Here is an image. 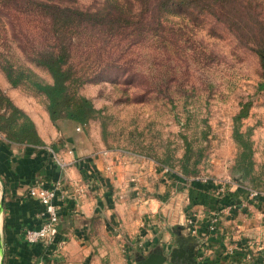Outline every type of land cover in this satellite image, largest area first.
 <instances>
[{"label": "crops", "instance_id": "crops-1", "mask_svg": "<svg viewBox=\"0 0 264 264\" xmlns=\"http://www.w3.org/2000/svg\"><path fill=\"white\" fill-rule=\"evenodd\" d=\"M17 106L43 143L0 134V264H136L155 245L169 251L171 228L187 233L182 222L189 214L198 230L196 255L205 253V264H264V196L252 197L236 182L217 194L214 179L192 181L150 159L83 149L75 121L53 124L47 112L39 117ZM57 180L56 232L47 243H30L25 230L44 218L28 188ZM75 183L84 188L78 200ZM62 191L69 197L61 198ZM229 204L235 206L227 211Z\"/></svg>", "mask_w": 264, "mask_h": 264}, {"label": "rangeland", "instance_id": "rangeland-1", "mask_svg": "<svg viewBox=\"0 0 264 264\" xmlns=\"http://www.w3.org/2000/svg\"><path fill=\"white\" fill-rule=\"evenodd\" d=\"M102 1L77 0V4L94 8ZM252 3V12L263 15L264 0ZM190 26L194 53L185 57L184 73L179 72L183 66L175 53L169 54L176 63L173 74L174 64L146 62L147 49L142 46L128 55L132 66L127 71L114 66L96 71L88 63L83 68L80 62L89 78L75 91L91 100L96 113L85 125L76 122L78 144L86 150L150 159L185 177L211 176L234 183L240 149L232 138L233 116L241 102L251 100L241 129L250 132L254 165L250 176L241 181L264 193L262 65L257 54L213 16L203 14L198 24ZM11 61L30 67L44 81L51 80L44 68L26 62L20 52ZM150 86L154 91L147 92ZM0 87L14 103L39 117L45 115L43 96L28 84L11 86L1 69ZM173 237L171 231V245H175Z\"/></svg>", "mask_w": 264, "mask_h": 264}, {"label": "trees", "instance_id": "trees-1", "mask_svg": "<svg viewBox=\"0 0 264 264\" xmlns=\"http://www.w3.org/2000/svg\"><path fill=\"white\" fill-rule=\"evenodd\" d=\"M252 2L103 0L94 8H84L77 0H0V46L4 48L0 49V69L11 86L28 84L43 96L53 124L70 119L85 125L96 109L89 98L75 91L89 78L78 66L80 62L83 68L88 63L96 71L113 66L127 71L132 66L128 55L142 46L151 66L174 64L175 74L176 63L169 59L175 53V60L183 66L179 72L184 73L185 57L194 53L190 25L198 24L203 14L228 25L237 40L257 54L264 74V14H254ZM16 52L25 55L26 62L44 68L51 80L44 81L30 67L13 63ZM152 91L150 86L147 92ZM251 103H240L232 128V138L240 149L233 178L248 188L241 180L250 176L254 161L250 132L243 131L241 123ZM0 134L16 143H43L33 120L1 87Z\"/></svg>", "mask_w": 264, "mask_h": 264}, {"label": "built area", "instance_id": "built-area-1", "mask_svg": "<svg viewBox=\"0 0 264 264\" xmlns=\"http://www.w3.org/2000/svg\"><path fill=\"white\" fill-rule=\"evenodd\" d=\"M78 129V127H76ZM102 153L104 155H107L109 153V150H102ZM164 172H171L172 169L168 166L162 165ZM107 170H110V167H106ZM192 181H207L209 179L213 180L218 183V187L216 189V193L220 194L223 193L227 186L231 184L229 181H219L211 176H191L188 177ZM61 188V183L59 180L55 181L51 187H44L42 185H35L28 188V194L31 197H35L43 206L42 215H43V221L37 228H27L25 230V239L26 241L30 243H36V242H43L47 243L50 240L53 239V236L56 232V225L58 223L59 218V209L60 204H57L54 202V199L57 197V193ZM74 194H72V197L75 198V200H78L83 194H84V188L78 184L75 183V189ZM61 198H68L69 195H66L65 191L61 192ZM249 195L252 197H259L264 196L263 192H259L253 189H249ZM235 205L229 204L226 207H224L225 210L229 211L231 210ZM216 220V218H214ZM182 225L184 226V229L187 233L193 235L194 237L197 236L198 230L197 225L195 223L194 216L192 215H186ZM210 229L213 228V224H211ZM196 262L195 264H205V253L201 252L198 255H196ZM38 264H45V263H38Z\"/></svg>", "mask_w": 264, "mask_h": 264}, {"label": "water", "instance_id": "water-1", "mask_svg": "<svg viewBox=\"0 0 264 264\" xmlns=\"http://www.w3.org/2000/svg\"><path fill=\"white\" fill-rule=\"evenodd\" d=\"M172 232L175 245L169 251L155 245L145 255H140L136 259V264H195V256L186 261V251L188 248L196 250L199 241L193 235L184 233L181 226L175 227Z\"/></svg>", "mask_w": 264, "mask_h": 264}, {"label": "flooded vegetation", "instance_id": "flooded-vegetation-1", "mask_svg": "<svg viewBox=\"0 0 264 264\" xmlns=\"http://www.w3.org/2000/svg\"><path fill=\"white\" fill-rule=\"evenodd\" d=\"M196 250H193V248H188L186 251V261H188L190 259L191 256H195L196 258V253H197V248H195Z\"/></svg>", "mask_w": 264, "mask_h": 264}]
</instances>
